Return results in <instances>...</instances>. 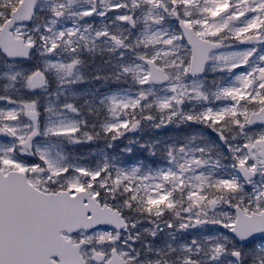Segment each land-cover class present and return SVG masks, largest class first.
Segmentation results:
<instances>
[{
  "label": "snow or ice",
  "instance_id": "1",
  "mask_svg": "<svg viewBox=\"0 0 264 264\" xmlns=\"http://www.w3.org/2000/svg\"><path fill=\"white\" fill-rule=\"evenodd\" d=\"M0 264H264V0H0Z\"/></svg>",
  "mask_w": 264,
  "mask_h": 264
}]
</instances>
